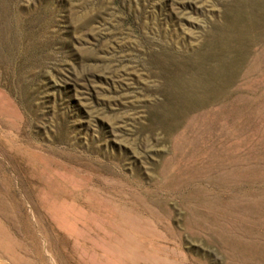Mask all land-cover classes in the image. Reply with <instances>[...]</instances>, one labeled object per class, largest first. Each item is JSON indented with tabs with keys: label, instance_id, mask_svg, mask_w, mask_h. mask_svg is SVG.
I'll use <instances>...</instances> for the list:
<instances>
[{
	"label": "rangeland",
	"instance_id": "1",
	"mask_svg": "<svg viewBox=\"0 0 264 264\" xmlns=\"http://www.w3.org/2000/svg\"><path fill=\"white\" fill-rule=\"evenodd\" d=\"M238 1L0 0V264H264V24L231 36Z\"/></svg>",
	"mask_w": 264,
	"mask_h": 264
},
{
	"label": "bare ground",
	"instance_id": "2",
	"mask_svg": "<svg viewBox=\"0 0 264 264\" xmlns=\"http://www.w3.org/2000/svg\"><path fill=\"white\" fill-rule=\"evenodd\" d=\"M236 3H238L237 6H236V11H235V9L233 10V9L230 8V11H227L225 13L228 27L231 28V36H233L239 42H243L244 41V42H247V43H253L256 40V38L254 36H251L252 31L255 30V28H256L257 25L264 24V0H240V1L236 2ZM8 4L7 3H2V2L0 3V54L4 53L5 51H8L7 49H11V48H9V35L12 32V28H11V24L8 25V23H7L8 22V20H7V18H8V11H9L8 10L9 9ZM16 24H18V23H16ZM228 35H230V34H228ZM215 45H216V43H215ZM23 52H25V51H23ZM2 56L4 57V54H2ZM13 72H14V70H13Z\"/></svg>",
	"mask_w": 264,
	"mask_h": 264
}]
</instances>
